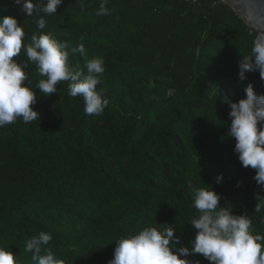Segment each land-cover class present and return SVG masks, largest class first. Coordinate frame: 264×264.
<instances>
[{
  "label": "trees",
  "instance_id": "16d2710c",
  "mask_svg": "<svg viewBox=\"0 0 264 264\" xmlns=\"http://www.w3.org/2000/svg\"><path fill=\"white\" fill-rule=\"evenodd\" d=\"M100 3L63 0L38 30L15 0H0V16L24 24L25 43L50 31L69 51L82 42L88 59L102 57L97 91L108 102L101 115H86L68 81L46 96L35 89L46 77L30 64L40 119L0 127V247L17 264H34L24 242L43 230L64 264H108L116 239L159 224L176 227L177 248L190 247L194 191L211 187L264 235V209L255 212L264 186L228 135L230 103L250 83L264 94L258 70L239 78L259 32L217 0H107L110 14L98 16ZM69 64L86 72L79 52L70 51ZM187 259L211 264L201 254Z\"/></svg>",
  "mask_w": 264,
  "mask_h": 264
},
{
  "label": "clouds",
  "instance_id": "9594fccd",
  "mask_svg": "<svg viewBox=\"0 0 264 264\" xmlns=\"http://www.w3.org/2000/svg\"><path fill=\"white\" fill-rule=\"evenodd\" d=\"M28 17L35 16L38 30L47 27L42 14L51 16L63 0H15ZM81 8L85 0H78ZM107 0H101L96 12L98 16L110 14ZM260 34V33H259ZM24 24L14 15L0 16V127L13 124L17 119L30 123L40 119V114L32 106L37 103L35 89L46 96L57 93V84L68 81L69 95L81 97L84 101V113L90 116L101 115L107 100L97 91L99 74L105 71L102 57L87 58L85 46L81 42L70 49L85 56L84 70H78L69 64V44L58 41L52 32L38 31L31 35V42L25 43ZM23 52L26 59L19 62ZM30 64H35L40 79L31 87L27 75ZM239 78L245 79L249 71H259L264 79V36L257 35L252 42L250 55L241 57ZM27 81V83H25ZM246 97L230 103L231 123L228 135L236 140L234 151L242 166L256 170L254 179L264 186V94L257 95L250 83ZM223 175L217 177L221 182ZM220 195L211 189L196 188L193 207L199 215L189 222L196 230L191 246H181L180 237L175 235L176 227L162 225L145 227L134 234L116 239L113 258L108 264H192L189 255L201 254L211 264H264V235L253 234L251 219L248 215H236L227 206L220 204ZM264 209V201H258L255 212ZM52 235L40 231L24 242L23 251L31 253L34 264H64L49 245ZM0 264H17L14 254L0 247ZM195 264H200L196 261Z\"/></svg>",
  "mask_w": 264,
  "mask_h": 264
},
{
  "label": "water",
  "instance_id": "95a60500",
  "mask_svg": "<svg viewBox=\"0 0 264 264\" xmlns=\"http://www.w3.org/2000/svg\"><path fill=\"white\" fill-rule=\"evenodd\" d=\"M224 2L237 12L245 23L264 34V0H217Z\"/></svg>",
  "mask_w": 264,
  "mask_h": 264
},
{
  "label": "built area",
  "instance_id": "2783aa9c",
  "mask_svg": "<svg viewBox=\"0 0 264 264\" xmlns=\"http://www.w3.org/2000/svg\"><path fill=\"white\" fill-rule=\"evenodd\" d=\"M189 1H192V2H194V3H197L199 0H189ZM259 35H262V36H264V34H259Z\"/></svg>",
  "mask_w": 264,
  "mask_h": 264
},
{
  "label": "bare ground",
  "instance_id": "6f19581e",
  "mask_svg": "<svg viewBox=\"0 0 264 264\" xmlns=\"http://www.w3.org/2000/svg\"><path fill=\"white\" fill-rule=\"evenodd\" d=\"M262 34V33H261Z\"/></svg>",
  "mask_w": 264,
  "mask_h": 264
},
{
  "label": "rangeland",
  "instance_id": "374dc122",
  "mask_svg": "<svg viewBox=\"0 0 264 264\" xmlns=\"http://www.w3.org/2000/svg\"><path fill=\"white\" fill-rule=\"evenodd\" d=\"M263 34V33H262Z\"/></svg>",
  "mask_w": 264,
  "mask_h": 264
}]
</instances>
